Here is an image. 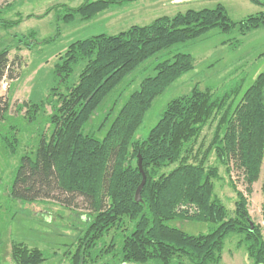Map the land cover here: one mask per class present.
<instances>
[{
  "label": "trees",
  "instance_id": "16d2710c",
  "mask_svg": "<svg viewBox=\"0 0 264 264\" xmlns=\"http://www.w3.org/2000/svg\"><path fill=\"white\" fill-rule=\"evenodd\" d=\"M126 1L132 0L87 2L71 10L65 21L71 23L78 16L81 22L93 21L108 7ZM250 1L264 7V0ZM259 29H264V11L236 23L221 4L164 16L118 35L73 42L54 69L50 133L41 134L34 151L21 158L9 198L51 201L76 211L83 200L90 214L82 218L86 232L74 241L78 250L70 264H221L231 235L244 236L248 257L254 264H264V236L250 218L247 200L239 193L234 214L229 212L216 195L219 169L209 165L215 156L229 174L234 162L249 189L259 181L264 163V73L246 91L247 76L225 83L221 93L194 88L170 102L148 138L140 141L135 135L156 99L195 69L190 54L177 53L143 81L103 139L86 134L87 124L109 95L165 50L196 42L212 30L246 37ZM20 66L19 56L11 60L9 49L0 52V85L14 81V70ZM28 104L36 114L45 106ZM9 109V101L0 100V122ZM114 115L111 110L104 125ZM206 128L215 132L207 147L200 141ZM3 141L16 153L18 141ZM139 156L147 182L142 203L135 201L143 180ZM184 221L213 228L207 234L190 235L171 226ZM2 243L0 234V249ZM12 245L15 264L47 261L39 248Z\"/></svg>",
  "mask_w": 264,
  "mask_h": 264
},
{
  "label": "rangeland",
  "instance_id": "374dc122",
  "mask_svg": "<svg viewBox=\"0 0 264 264\" xmlns=\"http://www.w3.org/2000/svg\"><path fill=\"white\" fill-rule=\"evenodd\" d=\"M94 1L98 0H0V52L9 49L11 60L15 56L22 59V66L14 70L17 78L0 85V100L7 99L10 106L6 119L0 122V234L3 242L0 264H15L11 257L13 242L39 248L47 258L43 264H70L78 250L74 241L81 232H86L82 218L88 217L90 211L83 200H79V210L76 211L51 201L30 203L8 196L21 158L34 151L41 134L50 133L52 108L49 103L56 100L50 98L57 83L54 81V69L73 42L95 35H118L132 26L151 25L164 16L174 17L187 10H210L221 4L236 23L264 11L262 5L250 0H132L108 7L93 21L81 22L80 16L71 23L65 21L71 10ZM177 53L190 54L195 69L156 99L144 125L135 135L140 141L148 138L170 102L189 95L196 87L221 93L225 83L247 76L246 91L259 74L264 73V29L251 32L246 37H241L238 32L221 34L212 30L196 42L177 44L165 50L144 63L109 95L87 124L86 134L92 133L103 139L113 119L132 94L140 90L143 81L155 75L159 63ZM78 74L79 71L71 78V83ZM28 103H45V106L36 114ZM22 107L24 109L19 112ZM111 110L115 115L104 125ZM214 128H206L200 140L206 147L213 139ZM14 137L19 145L16 153H12L3 141H12ZM209 165L219 169L215 184L217 198L233 213L239 202L238 195L242 193L248 202L247 210L252 222L259 226L264 236V163L260 179L251 189L234 162L229 164V174L228 167L223 166L215 156H212ZM171 226L179 227L190 235L207 234L213 228L210 224L185 221L173 222ZM110 239L106 241L110 243ZM244 239L239 235L227 238L221 264H254L242 246Z\"/></svg>",
  "mask_w": 264,
  "mask_h": 264
},
{
  "label": "water",
  "instance_id": "95a60500",
  "mask_svg": "<svg viewBox=\"0 0 264 264\" xmlns=\"http://www.w3.org/2000/svg\"><path fill=\"white\" fill-rule=\"evenodd\" d=\"M139 170H141L142 176H143V180H142V184L138 187L137 191H136V197H135V201L136 203H142L143 199H142V191L144 189V187L146 186V175L144 173V170H142V159L139 156Z\"/></svg>",
  "mask_w": 264,
  "mask_h": 264
}]
</instances>
